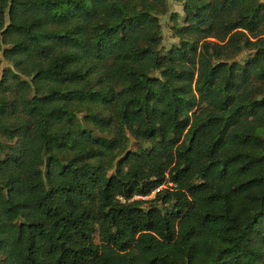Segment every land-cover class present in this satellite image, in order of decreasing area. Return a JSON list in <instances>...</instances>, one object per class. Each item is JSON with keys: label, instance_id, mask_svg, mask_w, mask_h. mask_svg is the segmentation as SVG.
<instances>
[{"label": "trees", "instance_id": "1", "mask_svg": "<svg viewBox=\"0 0 264 264\" xmlns=\"http://www.w3.org/2000/svg\"><path fill=\"white\" fill-rule=\"evenodd\" d=\"M174 1L0 0V264H264V0Z\"/></svg>", "mask_w": 264, "mask_h": 264}, {"label": "rangeland", "instance_id": "2", "mask_svg": "<svg viewBox=\"0 0 264 264\" xmlns=\"http://www.w3.org/2000/svg\"><path fill=\"white\" fill-rule=\"evenodd\" d=\"M166 1L168 6V12L164 16L160 17V24L162 27V37H163L162 45L164 49H168L173 43L177 41V39H175L172 36V33L170 31V25H171L170 15L172 13H177L179 15L182 14V8L178 3H176L174 0H166ZM243 57H245V54L239 56L237 60H241L243 59ZM0 60H1V64H0V78H1L3 70L8 68V65L1 56H0ZM0 140H2L1 137ZM150 197H153V194L148 198Z\"/></svg>", "mask_w": 264, "mask_h": 264}, {"label": "built area", "instance_id": "3", "mask_svg": "<svg viewBox=\"0 0 264 264\" xmlns=\"http://www.w3.org/2000/svg\"><path fill=\"white\" fill-rule=\"evenodd\" d=\"M170 185V184H169ZM160 188H162V187H160ZM159 188V189H160ZM139 197H136L135 199H138ZM148 197H145V198H141V199H147ZM151 198V197H150ZM122 202H123V200L122 199H120Z\"/></svg>", "mask_w": 264, "mask_h": 264}]
</instances>
